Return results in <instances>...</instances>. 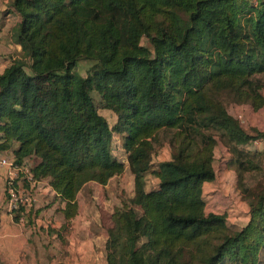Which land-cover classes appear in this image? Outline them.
Listing matches in <instances>:
<instances>
[{"label": "trees", "instance_id": "obj_1", "mask_svg": "<svg viewBox=\"0 0 264 264\" xmlns=\"http://www.w3.org/2000/svg\"><path fill=\"white\" fill-rule=\"evenodd\" d=\"M19 16L16 40L27 66L0 71V148L17 142L13 160L33 156V178L49 184L66 209L89 180L105 183L125 165L110 156L111 131L122 133L133 193L115 207L104 240L105 264H264V185L251 189L243 172L261 174V153L240 146L264 137L246 131L216 94L263 105L256 73L264 71V0H12ZM147 37L152 54L140 43ZM74 57L46 69L48 60ZM76 58L91 61L85 79L103 107L107 125L89 94L72 88ZM45 71L52 98L44 101L31 81ZM68 111L58 112L59 103ZM168 135L170 157L151 173L158 135ZM216 137L230 151L236 188L247 220L230 228L222 214L204 211L203 181L214 177ZM28 213V212H27ZM64 213H67L64 211ZM29 216V213H28ZM17 219V213H15ZM62 264V263H58Z\"/></svg>", "mask_w": 264, "mask_h": 264}, {"label": "rangeland", "instance_id": "obj_2", "mask_svg": "<svg viewBox=\"0 0 264 264\" xmlns=\"http://www.w3.org/2000/svg\"><path fill=\"white\" fill-rule=\"evenodd\" d=\"M248 1L250 4L256 2V0ZM139 43L146 49L149 55L152 54V48L146 36L142 35ZM26 53V50L19 48L16 55H11L9 57L8 63L18 62L24 67L27 66L28 57ZM73 57V50L66 48L61 59L48 60L45 68H60ZM90 63L91 61L88 59L76 58L75 65L72 69L74 71L72 88L75 92L82 91L89 94L96 111L105 117L107 125L111 127L116 118L114 112L103 107V101L99 93L92 89L85 79L86 70ZM254 77L258 78L261 82L260 92L264 97V71L256 73ZM31 81L35 92L40 95L44 101L52 98V82L45 79V71L32 72ZM215 98L221 99L227 112L234 116L246 131L252 134L255 133V131H259L264 134V103L258 110H254L247 102L238 103L236 99L232 98L230 93L227 94L223 89L217 92ZM57 111H68V105L63 102L59 103ZM167 140L168 135L160 132L158 135V144L155 145L151 154L150 166L146 173L140 175L139 179L142 186L146 189L154 187L157 181L156 177L150 172L151 167L155 168L160 160L170 157L171 149L168 146ZM249 144L247 145L248 147ZM253 145L256 147L253 149H257L259 145V148L263 151L264 137H258L257 142L255 144L252 143L251 147H253ZM107 148L111 157L119 159L126 166L127 153L123 148L122 133L112 130ZM260 158L262 170L258 177H253L255 175L254 171H245L242 173L244 183H254L251 185V189H256L264 185V152L260 155ZM212 166L214 168L213 180L205 183L201 191V196L206 204V210L213 209L218 211L216 213H220L224 216L225 222L230 228H238L245 220V207L243 206V202L239 200L241 197L238 195L239 192L236 189V173L230 160V151L226 149V146H224L217 137L216 143L213 146ZM93 189L88 187L85 190L79 191L77 199L81 203H89L97 219L98 228L101 229L100 227H102L103 231L112 223L113 209L115 207H121V205L124 206L127 204V206H132L137 213L140 212L137 205L128 202V197L133 193V181L126 169L120 173V176L111 178L105 188ZM33 202L34 201H32L31 205ZM33 207L37 208L34 205ZM41 219L42 216L34 213L27 220L29 225L25 226V224H23V226L25 228L30 227L29 231H31V233H37L41 227L43 228L42 224H40ZM40 238L42 237H39V239ZM95 258L97 259V257Z\"/></svg>", "mask_w": 264, "mask_h": 264}, {"label": "crops", "instance_id": "obj_3", "mask_svg": "<svg viewBox=\"0 0 264 264\" xmlns=\"http://www.w3.org/2000/svg\"><path fill=\"white\" fill-rule=\"evenodd\" d=\"M11 1L0 0V71L8 64L9 57L16 55L20 48L16 40L19 16L12 8ZM257 139H251L240 146L262 154L264 150L261 151L259 145L257 149H253L256 148L254 145L251 147ZM16 146L17 142L10 139L6 148H0V158L12 159L13 149ZM35 160V157L28 156L23 159L22 163H26L30 168ZM6 169L7 166L0 163V264H105L106 229L104 228L105 231H103L102 227L98 228L92 207L88 202H79L77 197L79 191L88 187L91 189L105 188L110 179L120 176L121 172L109 177L105 183L93 180L84 182L75 194L74 209L65 208V202L57 197L49 184V176L34 178L29 183L19 174L18 182L22 185H30L34 197L33 204L28 208L29 215L36 213L42 216L40 224L43 228L41 227L37 233H31L30 227L25 228L18 223L15 214L8 212L4 204L3 188ZM125 169L132 177L126 166L123 170ZM211 180L203 181L201 191L202 186ZM239 200L245 207V220L238 227L242 226L248 218L246 204L242 199ZM204 211L218 212L213 209L206 210L205 203ZM39 237L42 238L39 239Z\"/></svg>", "mask_w": 264, "mask_h": 264}, {"label": "built area", "instance_id": "obj_4", "mask_svg": "<svg viewBox=\"0 0 264 264\" xmlns=\"http://www.w3.org/2000/svg\"><path fill=\"white\" fill-rule=\"evenodd\" d=\"M0 163L7 166L4 174V204L9 212L17 213L16 221L25 226L28 218V206L34 200L31 186L22 185L18 182L19 174L23 176L27 182H31L34 178L30 168L26 163H16L13 158H0Z\"/></svg>", "mask_w": 264, "mask_h": 264}]
</instances>
